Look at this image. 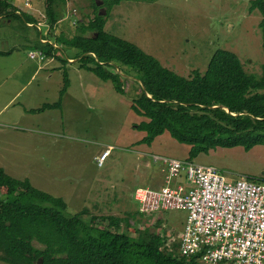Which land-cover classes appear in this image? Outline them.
Wrapping results in <instances>:
<instances>
[{
  "label": "rangeland",
  "instance_id": "374dc122",
  "mask_svg": "<svg viewBox=\"0 0 264 264\" xmlns=\"http://www.w3.org/2000/svg\"><path fill=\"white\" fill-rule=\"evenodd\" d=\"M10 1L39 22L28 25L22 16H0V49L11 50L0 55V167L62 196L68 213L83 206L90 213L115 216L138 209L132 196L134 187H157L166 173L160 160L153 161V155L185 159L189 145L166 133L150 145L138 142L144 131L134 124L145 117L129 105L138 88L132 76L122 73L125 94H121L109 80L80 68L77 59L63 65L56 57L40 59L37 53L29 57L28 51L40 50L39 34L47 29L45 2ZM98 2L102 6V1ZM249 4L250 0H119L112 4L104 28L136 43L184 76L192 75L194 69L203 72L219 47L237 53L246 71L259 72L264 59L258 25L261 14L250 11ZM55 9L59 19L54 34L46 31L52 42L59 32H73V20H87L93 14L91 0H66ZM105 9L106 5L100 8ZM64 67L69 85L61 107L27 111L58 98ZM108 144L113 146L111 152L97 165L92 155ZM193 160L230 171V177L246 174L264 181V143L248 150L240 145L218 146ZM183 178L181 173L176 180L183 182ZM184 215L180 209L138 213L132 227L121 224L119 230L145 233L156 227V217H162V225L175 243ZM0 264L15 263L0 251Z\"/></svg>",
  "mask_w": 264,
  "mask_h": 264
},
{
  "label": "trees",
  "instance_id": "16d2710c",
  "mask_svg": "<svg viewBox=\"0 0 264 264\" xmlns=\"http://www.w3.org/2000/svg\"><path fill=\"white\" fill-rule=\"evenodd\" d=\"M65 1L44 0L47 29L42 38L46 40H38L39 49L44 56L56 57L63 65L69 58L77 59L80 68L109 80L121 94H125L123 74L132 76L138 88L129 105L145 117L134 124L144 131L139 143L150 145L166 133L189 145L187 160L218 146L240 145L248 150L264 143V59L259 72H248L237 53L219 47L203 72L194 69L192 75L184 76L136 43L104 28L112 4L119 0H101L106 12H100L102 6L91 0L93 14L87 20H73V32H59L52 42L46 31L50 36L54 34L59 19L55 5ZM249 9L261 14L258 25L264 54V0H250ZM0 16H22L36 22L31 14L18 11L9 0H0ZM10 52L0 49V55ZM68 84L64 67L60 95ZM60 95L53 102L27 111L60 107ZM247 177L264 182L261 177ZM66 207L62 196L36 187L27 177L12 176L0 167V251L15 264H204L197 254L178 251L172 233L167 234L162 225V217H156V227L151 231H120L119 225L132 227L138 221V213H148L140 210L139 205L123 216L90 213L86 206L68 213Z\"/></svg>",
  "mask_w": 264,
  "mask_h": 264
},
{
  "label": "built area",
  "instance_id": "2783aa9c",
  "mask_svg": "<svg viewBox=\"0 0 264 264\" xmlns=\"http://www.w3.org/2000/svg\"><path fill=\"white\" fill-rule=\"evenodd\" d=\"M42 52H30V56ZM113 146L95 156L101 165ZM166 170L158 188L137 186L133 196L142 211L185 212L175 242L181 254H197L204 264H264V182L194 160L155 154ZM184 173L183 182L176 179Z\"/></svg>",
  "mask_w": 264,
  "mask_h": 264
},
{
  "label": "crops",
  "instance_id": "0c3cea01",
  "mask_svg": "<svg viewBox=\"0 0 264 264\" xmlns=\"http://www.w3.org/2000/svg\"><path fill=\"white\" fill-rule=\"evenodd\" d=\"M10 1V0H9ZM29 1L28 0H25V4H29L28 3ZM11 3H13L12 1H11ZM14 4V3H13ZM14 5H16V4H14ZM17 7V6H16ZM17 9H18V7H17ZM28 14H30V13H28ZM32 16V15H31ZM27 22V24L28 25H32V24H34V23H36V22H39V21H34V20H31V21H26ZM42 34H39V39L42 41V42H45V38H42ZM39 51V50H38ZM41 51V50H40ZM29 52V54H28V56L29 57H31V58H34V57H36V55L35 56H30V52H35V51H32V50H30V51H28ZM11 53V52H10ZM42 55H43V53H42ZM45 56L43 55L42 57L40 56V59H43ZM71 60H75L74 58H69L68 59V61H71ZM69 85V84H68ZM62 87V86H61ZM83 87V89H84V85L82 86L81 85V88ZM60 91V90H59ZM67 93H68V86H67V88L65 89V91L60 95V93L58 94V98H59V95H60V99H61V104H62V101H63V97H65L66 95H67ZM57 98V99H58ZM56 99V100H57ZM55 101V100H54ZM61 107V106H60ZM103 150V148L101 149V150H96L95 152H94V154L92 155V159L95 161V156L97 155V154H99L101 151ZM98 151H99V153H98ZM141 152H144V150H142V151H139V153H141ZM139 155V154H138ZM149 155V154H148ZM155 155V154H154ZM153 155V156H154ZM150 156V155H149ZM153 158V157H152ZM153 161H156L154 158H153ZM103 164V163H102ZM145 166H147L149 163H148V161H146L145 163ZM98 165V164H97ZM166 174V173H165ZM165 174H164V177H163V180H162V183L161 184H157L156 186L157 187H154L153 185H148V184H146V185H136L135 187H134V189L137 187V186H150V187H154V188H158L159 186H161V185H163V183L165 182ZM147 175H149V174H147ZM178 182H181V181H178ZM134 189H133V192H134ZM132 196H133V194H132ZM133 198H134V196H133ZM135 200V199H134ZM185 216V215H184ZM183 220H184V218H183Z\"/></svg>",
  "mask_w": 264,
  "mask_h": 264
},
{
  "label": "water",
  "instance_id": "95a60500",
  "mask_svg": "<svg viewBox=\"0 0 264 264\" xmlns=\"http://www.w3.org/2000/svg\"><path fill=\"white\" fill-rule=\"evenodd\" d=\"M97 2H98V0H97ZM99 3V2H98ZM100 12H104L103 10H100Z\"/></svg>",
  "mask_w": 264,
  "mask_h": 264
}]
</instances>
